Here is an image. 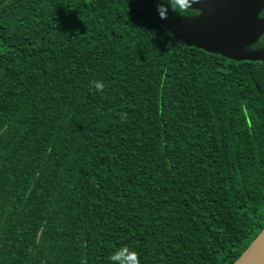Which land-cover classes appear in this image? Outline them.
Returning <instances> with one entry per match:
<instances>
[{
  "label": "trees",
  "instance_id": "1",
  "mask_svg": "<svg viewBox=\"0 0 264 264\" xmlns=\"http://www.w3.org/2000/svg\"><path fill=\"white\" fill-rule=\"evenodd\" d=\"M156 7L0 0V264H232L264 227V61Z\"/></svg>",
  "mask_w": 264,
  "mask_h": 264
},
{
  "label": "water",
  "instance_id": "2",
  "mask_svg": "<svg viewBox=\"0 0 264 264\" xmlns=\"http://www.w3.org/2000/svg\"><path fill=\"white\" fill-rule=\"evenodd\" d=\"M193 8L197 14L167 23L175 39L233 61H264V48H252L264 33L263 0H203ZM232 264H264V227Z\"/></svg>",
  "mask_w": 264,
  "mask_h": 264
},
{
  "label": "clouds",
  "instance_id": "3",
  "mask_svg": "<svg viewBox=\"0 0 264 264\" xmlns=\"http://www.w3.org/2000/svg\"><path fill=\"white\" fill-rule=\"evenodd\" d=\"M203 0H156V10L161 19L167 20L169 10L173 13L178 11L188 12L194 9L193 5L202 3ZM97 92H103L104 82L93 80L90 82ZM127 114H121V122H126ZM109 264H141L140 255L135 249H130L127 245L117 248L108 257Z\"/></svg>",
  "mask_w": 264,
  "mask_h": 264
}]
</instances>
